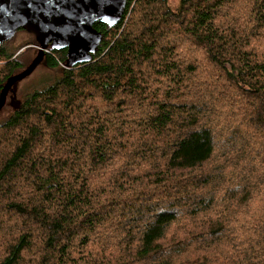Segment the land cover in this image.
Returning <instances> with one entry per match:
<instances>
[{
	"label": "trees",
	"instance_id": "1",
	"mask_svg": "<svg viewBox=\"0 0 264 264\" xmlns=\"http://www.w3.org/2000/svg\"><path fill=\"white\" fill-rule=\"evenodd\" d=\"M94 27L91 61L49 50L50 82L0 117V264H209L221 244L264 264V0H127ZM16 55L0 46V93L31 63Z\"/></svg>",
	"mask_w": 264,
	"mask_h": 264
},
{
	"label": "water",
	"instance_id": "2",
	"mask_svg": "<svg viewBox=\"0 0 264 264\" xmlns=\"http://www.w3.org/2000/svg\"><path fill=\"white\" fill-rule=\"evenodd\" d=\"M127 0H0V46L19 30L35 36L39 52L22 71L10 76L0 93V112L15 85L45 59L49 50H66L68 65L89 62L98 51L103 33L97 22L116 25L123 17Z\"/></svg>",
	"mask_w": 264,
	"mask_h": 264
},
{
	"label": "rangeland",
	"instance_id": "3",
	"mask_svg": "<svg viewBox=\"0 0 264 264\" xmlns=\"http://www.w3.org/2000/svg\"><path fill=\"white\" fill-rule=\"evenodd\" d=\"M170 5L173 9H178L180 1L181 0H168ZM5 44H9L12 51H14L15 55L19 58L21 57L23 61H27L29 57H31V61L37 56L39 52V43L36 42V39L34 35L29 34L25 30L17 31L14 38L10 41H8ZM23 70V69H22ZM21 70V71H22ZM51 69L46 65L45 62L41 63L28 77L24 78L22 81H19V83H16L15 90L18 88L19 96L20 94L25 91L30 92V90H34L36 88H41L44 85H46L51 80ZM17 91V90H16ZM13 91H10V93L7 96V103L4 106V108L1 110L0 114H2L1 119L5 118L6 115L10 114L12 112L11 109V101L13 99ZM214 161V160H213ZM260 168L258 169V171ZM259 178V174L256 173L255 177L252 181V184L250 185V188H252L250 191H252L251 195H254L256 198V204H253L251 201L248 202L249 204V213L251 217H263L264 213L261 210L262 203L260 201V194L259 192L261 190H264V184L262 183L260 186L258 185V181L256 180ZM208 188L215 189L213 186H208ZM209 194V190H207ZM242 200L240 199V202ZM245 202V201H244ZM222 209L217 210L218 213H220ZM210 211L205 210L202 213H199L198 216L195 219H192L193 217H186L185 219L180 220V223L173 226L170 230V234L178 235L179 237H189L192 233H199L201 232V229L203 228L201 226V223L208 222L211 220V216L208 214ZM235 210H231L229 212L230 215H234ZM238 215V214H237ZM214 219H216L217 216H213ZM244 221H242L241 224V214H240V227L235 223V221L230 218V220L227 221L226 226L229 228H233L236 231L240 230V242L243 244H246V238L248 237V234H243V224ZM244 241V242H242ZM228 247V245H213L211 247H206L207 250L203 252V254L207 255L208 259L211 261L209 264H229L227 261V258L223 256L222 254L224 252L223 248ZM231 250L229 247L227 250ZM227 253V252H226ZM240 256V255H239ZM199 257L198 252L191 251L189 258L186 256H183L184 259H190L191 262H193L195 259ZM185 260V264L189 263ZM180 264V263H175ZM183 264V263H182ZM241 264V262H240Z\"/></svg>",
	"mask_w": 264,
	"mask_h": 264
}]
</instances>
